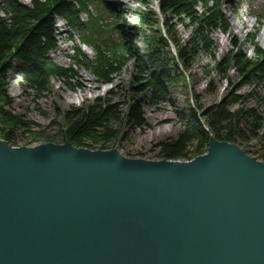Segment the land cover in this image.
Segmentation results:
<instances>
[{
	"label": "water",
	"instance_id": "obj_1",
	"mask_svg": "<svg viewBox=\"0 0 264 264\" xmlns=\"http://www.w3.org/2000/svg\"><path fill=\"white\" fill-rule=\"evenodd\" d=\"M0 264H264V162L213 137L187 162L0 139Z\"/></svg>",
	"mask_w": 264,
	"mask_h": 264
},
{
	"label": "trees",
	"instance_id": "obj_2",
	"mask_svg": "<svg viewBox=\"0 0 264 264\" xmlns=\"http://www.w3.org/2000/svg\"><path fill=\"white\" fill-rule=\"evenodd\" d=\"M138 1L144 10L133 11L131 28L127 26L124 14L113 9L108 11L111 23H114L112 29H116L120 38L105 41L103 23L91 13L92 7L98 8L94 0H31L30 7L20 5L16 0H0L1 140L13 146L18 134L33 133L34 127H38L10 109L12 101L6 93L7 74L13 69L20 72L36 98L46 95L53 78L61 80L71 91L82 86L79 82L74 84L76 74L71 66L58 65L51 59V54L58 48L57 20L63 21L69 32L76 33L81 44L93 50V56L88 58L77 48L72 64L88 71L98 83H113V76L133 60L130 84L124 89L128 90L131 100L97 99L63 114L62 136L77 147L93 150L117 141L120 135L116 124L124 123L136 129L146 127L143 105L146 102L154 106L165 103L167 85L181 82L187 85L184 71L190 72L201 54L214 58L215 70L226 83L230 84L229 71L234 70L248 84L264 87V51L255 45V34L250 38L255 45L254 57L247 58L235 42L232 43L233 50L238 51L233 56L222 60L214 57L212 34L219 25L227 27V24L216 6L209 7L210 0H160L164 26L177 48V58L161 35L157 16L149 8L151 0ZM82 15L86 16V21L81 19ZM179 25L188 31L185 40L176 35ZM139 36H142L145 54H141L137 46ZM15 63L19 66L13 67ZM189 76L191 79V74ZM256 100L261 102L264 98L256 97ZM246 101L244 95L229 91L214 107L188 104L186 116L181 117V131L160 144L161 158L177 161L189 159L191 152L200 155L213 136L221 142L249 144L256 141V158L264 162V115L245 106ZM44 135L42 131L37 132L31 140L41 139ZM189 148H192L191 152Z\"/></svg>",
	"mask_w": 264,
	"mask_h": 264
},
{
	"label": "rangeland",
	"instance_id": "obj_3",
	"mask_svg": "<svg viewBox=\"0 0 264 264\" xmlns=\"http://www.w3.org/2000/svg\"><path fill=\"white\" fill-rule=\"evenodd\" d=\"M28 5L29 0H20ZM232 1V5L236 3ZM253 5L242 4L240 13L247 14L252 12L253 14L262 13L264 11V0H255ZM104 3H109L113 8L124 13L127 26L132 27L133 11L140 10L138 8L137 0H105ZM260 5L263 11L255 10L256 6ZM224 6L228 8V3L224 0ZM236 6V5H234ZM100 12H103L99 9ZM104 13V12H103ZM229 16V11L227 12ZM256 18V16H254ZM247 21L241 30L232 28L230 36L240 37L239 42L243 44V49L248 56L254 57L252 51V45L248 39L251 34L257 31L258 44L264 49L263 40H259V35L264 26L263 24L257 29V23L259 19H244ZM231 24L238 25L237 20L232 17L230 19ZM57 27L61 31V34L56 37L58 41V49L52 54L51 59L59 65H68L72 56L75 54V43L70 42L69 33L61 21L57 22ZM177 37L185 40L188 36V31L185 27L179 25L177 27ZM74 36L73 34H70ZM213 42H215V49L213 55L217 59H221L229 49H231L230 37H226L215 32L212 35ZM237 39V38H236ZM137 46L141 54L146 53L145 45L142 41V36L136 39ZM78 45V44H77ZM222 48V50H220ZM87 56H92V52L89 48H85L83 51ZM217 55V56H216ZM19 66L18 63L13 64V67ZM132 66V65H131ZM128 66L121 74L114 77V82L111 85L95 84L94 79H91L88 73L81 69H77L81 77V87L78 90L70 91L68 87L57 78H53L49 82L48 92L44 97L36 98L34 92L28 88V85L20 77V72L12 70L8 75V82L6 93L8 98L12 101L11 111L17 115L23 116L25 121L32 122L38 127H34L33 133H27L25 135H19L17 142L14 143L15 147H35L40 144L53 143L56 145H62L66 141L62 136L61 125L63 123L62 116L64 113L71 111L72 109L80 108L86 104H92L97 99H108L114 102H122V100H131V96L128 90L132 67ZM191 72V79L184 85L171 84L165 86L168 97L165 103L156 105L152 108L150 105H143L142 112L146 121V127L142 129H136L125 125L116 124L119 129V138L117 141L111 144L105 145V147H99L93 149V151H109L117 149L119 153L128 159H140L146 161H159L160 156V144L176 137L181 131V117H185L187 114L188 104L194 107V104L202 105L204 108H210L216 106L226 95L227 92L233 91L244 95L247 98L245 106H251L257 109L264 115V100L258 102L256 97L264 98V87H255L256 83L248 84L245 78L241 77L238 72L229 73V82L226 83L217 71L215 70L214 58L210 55L201 54L196 60ZM77 79H73L75 83ZM209 89H213L210 91ZM165 119V120H163ZM163 120V121H162ZM163 129V133L159 135L151 134L156 129ZM44 132V137L41 139L31 140L37 132ZM213 137V136H212ZM214 138V137H213ZM216 139V138H215ZM217 140V139H216ZM221 142V141H220ZM71 143V142H70ZM230 143V142H228ZM249 144H239L242 150L251 157H257L258 144L256 141L248 142ZM72 144V143H71ZM243 144V145H242ZM73 145V144H72ZM74 146V145H73ZM76 148H81L74 146ZM83 148V147H82ZM208 143L200 155L207 154ZM192 148H189V152ZM189 159L177 160L180 162H187L193 160L199 156L194 152L189 153Z\"/></svg>",
	"mask_w": 264,
	"mask_h": 264
},
{
	"label": "bare ground",
	"instance_id": "obj_4",
	"mask_svg": "<svg viewBox=\"0 0 264 264\" xmlns=\"http://www.w3.org/2000/svg\"><path fill=\"white\" fill-rule=\"evenodd\" d=\"M258 10H259V8H257ZM245 23H247V21H240L239 22V25H236V24H233V28H235V29H241L244 25H245ZM259 40H263V42H264V27H263V29H262V31H261V34L259 35ZM131 65H133V61H132V64ZM130 65V66H131ZM132 67V66H131ZM127 67H123V69H122V71H124L125 69H126ZM121 71V72H122ZM132 71V70H131ZM121 72L119 73V74H121ZM119 74H116V76L117 75H119ZM130 84V83H129ZM145 104H148V105H150L152 108H155V106L154 105H151V104H149L148 102H146ZM159 105V104H158ZM201 114V113H200ZM144 120H145V118H144ZM163 120H165V119H163ZM162 120V121H163ZM146 122V121H145ZM163 131H165V130H163V129H161V128H159V129H156L152 134H151V136H153V135H159V134H161V133H163ZM161 160H164V159H161ZM171 161V160H170Z\"/></svg>",
	"mask_w": 264,
	"mask_h": 264
}]
</instances>
